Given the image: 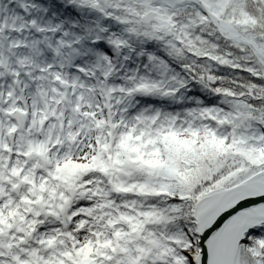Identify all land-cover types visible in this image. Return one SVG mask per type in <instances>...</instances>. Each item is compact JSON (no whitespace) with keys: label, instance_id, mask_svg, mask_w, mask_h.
Returning a JSON list of instances; mask_svg holds the SVG:
<instances>
[{"label":"snow or ice","instance_id":"1","mask_svg":"<svg viewBox=\"0 0 264 264\" xmlns=\"http://www.w3.org/2000/svg\"><path fill=\"white\" fill-rule=\"evenodd\" d=\"M0 264H264V0H0Z\"/></svg>","mask_w":264,"mask_h":264}]
</instances>
